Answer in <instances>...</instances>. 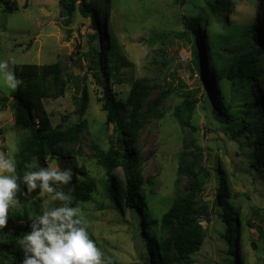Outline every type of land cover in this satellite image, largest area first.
I'll return each mask as SVG.
<instances>
[{
	"label": "rangeland",
	"instance_id": "1",
	"mask_svg": "<svg viewBox=\"0 0 264 264\" xmlns=\"http://www.w3.org/2000/svg\"><path fill=\"white\" fill-rule=\"evenodd\" d=\"M79 1L76 0V10L70 23L66 24L58 0H12L16 9L12 13H0V60L8 61L11 71L14 63L59 61L63 78L70 75L63 93L50 91L44 105L54 125L61 121L65 125L80 120L86 122L78 140L68 147L76 151L77 165H84L88 176L96 182L91 199L78 205L89 221L91 238L101 250L105 264H149L150 251L146 249L148 237L141 228L142 217H134L125 206L118 210L111 204L105 190L107 174L95 156L93 144L106 151L117 145L119 131L113 124L105 123V112L99 101L102 86L97 80L98 72L95 75L90 67L88 53L92 46H96L101 59L110 54V47L116 48L117 54L112 56V62L121 66L114 69L117 75L109 79V83L119 98L126 99L134 81L143 77L153 86L145 105L166 88V82L182 91L197 90L198 102L192 117L196 130L180 126L173 117V107L182 97L179 93H171L158 106L157 111L162 115L151 116L138 135L142 173L145 182L150 180L142 186L145 212L156 220L151 226L152 233L158 236L167 234L160 229L161 216L173 199L185 192L189 177L178 175L177 166L180 153L185 151L189 159V152L193 150L191 145L184 146L183 142L195 138L203 158L193 170L197 171L202 165L210 171L197 199L200 206L207 208L209 215L200 219L206 236L189 264H227L229 258L235 264H264V171L250 167L249 160L256 155L251 146L252 139L236 135L247 113L256 111L259 105L264 109V90L262 85L257 87L255 105L248 107L245 103L247 91L241 87V82L232 84L227 78L222 79L220 92L235 119L218 120L212 112L216 107V91L207 66L213 48L224 61L228 58L225 47L251 40L253 21L257 38L264 43V0H226L229 9L220 13L222 18L212 15L210 23L200 22L195 35L198 73L192 71L193 54L183 33V17L198 13L206 15L208 0H101L107 5L105 9L98 7V0H91L93 17L81 13ZM93 35L95 38L91 37ZM260 81L264 83V79ZM83 87L87 90L88 100L84 113L79 115L76 110ZM11 92L0 88V153L14 157L16 151L13 149L18 148L24 131L14 125ZM203 93L208 96L209 108L202 99ZM49 166L61 170L69 168L62 158L52 159ZM115 175L122 178V170L117 169ZM220 176H224L228 183L229 197L226 200L239 211L241 231L231 257L226 248L227 240L222 237L225 230L220 217L222 210L214 206ZM51 195L40 192V214L58 206L59 200H52ZM17 211L21 212L18 202L9 209L12 220L5 227V234L23 224L14 218Z\"/></svg>",
	"mask_w": 264,
	"mask_h": 264
},
{
	"label": "trees",
	"instance_id": "2",
	"mask_svg": "<svg viewBox=\"0 0 264 264\" xmlns=\"http://www.w3.org/2000/svg\"><path fill=\"white\" fill-rule=\"evenodd\" d=\"M109 1V0H108ZM185 0H182V2ZM63 7V14L66 16L65 23H70L73 13L76 10V0H58ZM100 9L107 8L101 0L97 1ZM91 0H80L78 8L83 15L94 16ZM208 12L206 15L187 14L183 17L184 36L190 43L192 49V71H200L197 57V45L195 42L196 32L199 30L200 22L210 23L209 18L221 16L223 10L229 9L226 0H208ZM16 9L12 0H0V13H12ZM93 26L94 23H93ZM254 21L251 23V40L246 43H239L230 48H224L228 54L227 59L222 61L219 53L213 48L210 61L207 63L211 76L214 80L216 107L212 109L218 120H234L225 105L224 97L220 92V82L227 78L234 82H241V87L247 91L245 103L248 107L255 105V91L257 87L264 83V43L257 38V32L253 29ZM95 38V35L91 36ZM110 44V41L107 42ZM111 46V44L109 45ZM109 48V47H108ZM112 48V49H111ZM110 54L104 55L101 59L96 46H92L88 55L90 56L91 69L97 74V80L102 86V94L99 99L101 109L105 112V123L113 124L119 131L117 145H113L104 151L93 144L95 156L100 159L107 174V186L105 190L111 204L120 209L125 206L131 210L134 217H142V231L148 237V249L150 251L149 264H176L186 262L189 264L192 255L196 254L205 239L206 230L200 223L202 216H208L209 212L204 206L198 204V196L206 185V178L210 177V171L200 165L197 171L193 167L203 158L201 147L195 138L184 141V146L191 145L193 150L189 152V159L182 151L180 153L179 164L177 166L178 175L186 174L189 177L185 186V192L177 195L170 207L161 216V230L167 231L164 236L152 233L151 226L154 219H151L145 212L146 199L142 191L144 180L142 173V155L137 150L139 132L146 126L151 116L160 117L158 106L171 93H179L182 100L177 103L172 110V115L182 127H189L192 131L196 127L192 124V117L198 99L195 96L197 90L182 91L175 88L172 83L166 82V88L155 98L146 104L151 95L153 86L149 85L146 78H137L130 88L126 99L119 98L113 91L109 79L116 77L115 68L121 64L113 63L112 56L117 54L116 48L110 47ZM98 58L96 60L95 58ZM12 71L15 72L20 81L17 89L10 93L11 110L14 125L24 131V136L19 141L18 151L14 154L17 162V172L22 177L27 170L25 165L35 163L36 169L47 167L54 158H62L69 168L73 170V179L67 185H60L58 190L64 191L73 197V206L81 202L89 201L94 191L96 182L89 177L84 165H77L75 161L76 151L68 146L78 140L80 132L86 127V122L80 120L78 123L65 125L64 121L53 124L50 114L44 105V99L48 97L50 91L57 94L63 93L70 75L63 78V69L59 61L37 64V63H14ZM103 78V80H102ZM118 81H121L118 79ZM156 85V83L154 84ZM206 102L208 96L203 93L202 99ZM6 100L3 98V101ZM88 93L85 87L79 100L76 113L82 115L86 108ZM210 110V109H209ZM65 117H63V120ZM243 124L238 128L236 135L249 138L251 146L255 148L256 155L250 158V167L264 171V109L259 105L256 111H250L244 118ZM122 170V178L115 175L117 169ZM252 168H250L251 170ZM224 176L218 180V194L215 198L214 206L221 208V220L225 223V230L222 237L227 240V251L230 254L235 250L236 243L240 235L239 211L226 198L229 197L228 183ZM40 190L36 189L28 192L21 184L17 192L16 200L21 207V212L14 213V218L22 221L15 230L5 234L7 227L12 220V215L8 217V222L3 229H0V264H22L24 252L20 247V237L30 231V217L40 214L42 199L39 197ZM61 205L59 201L58 206ZM57 206V207H58ZM229 263L235 264L231 258Z\"/></svg>",
	"mask_w": 264,
	"mask_h": 264
},
{
	"label": "clouds",
	"instance_id": "3",
	"mask_svg": "<svg viewBox=\"0 0 264 264\" xmlns=\"http://www.w3.org/2000/svg\"><path fill=\"white\" fill-rule=\"evenodd\" d=\"M19 83L15 72L8 69V61L0 60V88L15 91ZM25 167L27 170L21 177L14 157L0 153V229L8 222L9 209L17 203L21 184L28 192L39 189L41 194H52V200L61 201V205L30 217V231L20 237L22 264H105L81 208L73 206L70 194L58 190L60 185L72 181L73 170L57 166L33 170L37 168L35 163Z\"/></svg>",
	"mask_w": 264,
	"mask_h": 264
}]
</instances>
